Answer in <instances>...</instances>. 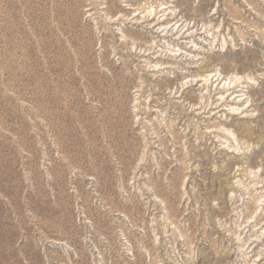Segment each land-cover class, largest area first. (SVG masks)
<instances>
[{
	"label": "rangeland",
	"instance_id": "374dc122",
	"mask_svg": "<svg viewBox=\"0 0 264 264\" xmlns=\"http://www.w3.org/2000/svg\"><path fill=\"white\" fill-rule=\"evenodd\" d=\"M0 264H264V0H0Z\"/></svg>",
	"mask_w": 264,
	"mask_h": 264
}]
</instances>
